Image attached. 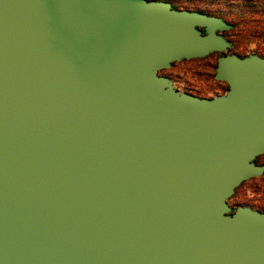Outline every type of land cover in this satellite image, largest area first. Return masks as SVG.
<instances>
[{
  "label": "water",
  "instance_id": "1",
  "mask_svg": "<svg viewBox=\"0 0 264 264\" xmlns=\"http://www.w3.org/2000/svg\"><path fill=\"white\" fill-rule=\"evenodd\" d=\"M219 16L163 0H0V264H264V57L225 93L159 70L223 52Z\"/></svg>",
  "mask_w": 264,
  "mask_h": 264
},
{
  "label": "rangeland",
  "instance_id": "2",
  "mask_svg": "<svg viewBox=\"0 0 264 264\" xmlns=\"http://www.w3.org/2000/svg\"><path fill=\"white\" fill-rule=\"evenodd\" d=\"M164 1V0H163ZM180 9L203 8L210 12H217L215 16L228 21L231 27L219 33L229 42L230 46L223 52L202 58L179 60L169 68L158 71L160 75L170 79L173 86L181 92L197 97L211 98L227 91L223 81L215 80L216 59L221 55L236 54L243 57L256 54L264 57V23L258 18L250 16V9L241 3L228 0H166ZM253 14V13H252ZM253 18V19H252ZM256 164H264V154L255 157ZM236 203L246 204L253 209H264V173L242 182L234 194L228 199V204L234 209Z\"/></svg>",
  "mask_w": 264,
  "mask_h": 264
},
{
  "label": "trees",
  "instance_id": "3",
  "mask_svg": "<svg viewBox=\"0 0 264 264\" xmlns=\"http://www.w3.org/2000/svg\"><path fill=\"white\" fill-rule=\"evenodd\" d=\"M228 1H231L232 3H234V2L241 3V4H243V6H246L247 5L248 7H254V5L255 6H258V9H250V13L249 14L253 18H258V21L260 20V21H262V23H264V0H228ZM172 6H173V8L180 9V7H178L176 5H172ZM194 10L200 11V12H203V13H206L208 15H217V14H219V13H217L215 11L214 12H210V11H207V10H205L203 8L202 9L201 8H198V9H194ZM226 22L228 24H230L228 21H226ZM239 205H246V204L236 203V206H239ZM257 210L258 211H264L263 208H257Z\"/></svg>",
  "mask_w": 264,
  "mask_h": 264
},
{
  "label": "flooded vegetation",
  "instance_id": "4",
  "mask_svg": "<svg viewBox=\"0 0 264 264\" xmlns=\"http://www.w3.org/2000/svg\"><path fill=\"white\" fill-rule=\"evenodd\" d=\"M164 1H166V0H164ZM173 7V6H172ZM220 53L221 52H212V53H210V54H208L207 56H209V55H213V54H218V55H220ZM222 56V55H221ZM204 57H206V56H204ZM220 57V56H219ZM200 58H202V57H200ZM217 59H218V57H217ZM217 59H216V66H217ZM216 66H215V68H216ZM215 75V74H214ZM216 80V79H215ZM219 81V80H218ZM224 82V81H223ZM225 84H226V87L228 88V85H227V83L226 82H224Z\"/></svg>",
  "mask_w": 264,
  "mask_h": 264
}]
</instances>
